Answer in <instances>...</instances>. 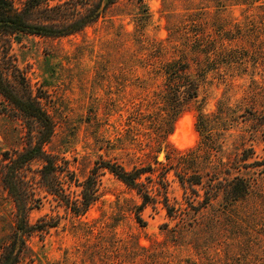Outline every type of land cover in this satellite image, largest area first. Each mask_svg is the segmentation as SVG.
Masks as SVG:
<instances>
[{"label":"rangeland","instance_id":"374dc122","mask_svg":"<svg viewBox=\"0 0 264 264\" xmlns=\"http://www.w3.org/2000/svg\"><path fill=\"white\" fill-rule=\"evenodd\" d=\"M11 1L20 8L26 0ZM261 33L264 0H118L79 33L15 38L20 75L46 97L55 127L43 150L63 169L68 197L79 200L91 170L110 162L147 169L141 180L149 193L165 192L175 210L169 217L161 204L146 205L138 225L139 196L100 169L96 200L75 217L46 191L42 164L32 161L21 170L33 199L28 221L57 226L28 239L20 264H264ZM176 61L188 65L197 98L169 122L163 68ZM36 135L34 124L8 113L0 99V256L15 229L1 182L3 153L21 151ZM189 151L188 173L202 183L182 188L168 167ZM237 176L249 190L229 202L226 189ZM208 189L216 194L202 204Z\"/></svg>","mask_w":264,"mask_h":264},{"label":"trees","instance_id":"16d2710c","mask_svg":"<svg viewBox=\"0 0 264 264\" xmlns=\"http://www.w3.org/2000/svg\"><path fill=\"white\" fill-rule=\"evenodd\" d=\"M52 0H26L23 5L15 7L11 0H0V99L5 110L15 114L26 123H32L37 128L35 142L28 144L21 151L3 153L1 167V182L15 208V229L8 244L3 248L0 264H20L21 255L28 249L27 241L33 234H45L50 228H55L57 222L53 219H40L35 224L28 221V213L32 209L30 187L24 180L21 170L32 161L41 162L39 176L43 187L54 195L64 207L75 217L84 215L89 206L97 198V173L106 170L122 184L136 192L141 199L137 207L135 221L144 226L139 213L146 205L161 204L169 217L173 216L174 208L170 206L166 193H149L141 178L149 172L145 168H135L127 171L116 163H98L90 175L81 184L79 200H71L64 192L62 185L64 171L57 164V158L46 153L43 146L53 135L55 124L44 107L46 97L33 92L25 82L15 65L11 54L13 40L20 35L42 38H63L79 33L93 24L103 12L118 0H71L62 4L50 6ZM141 2V0H138ZM264 36V33H261ZM188 65L181 62H170L163 68L165 86L170 88L169 122L179 116L188 102L197 98V83L187 75ZM204 116H198V130L206 131ZM172 131V130H171ZM165 132L167 135L171 133ZM170 158L167 156L166 160ZM193 162L192 152L178 156L176 163H169V169L182 188L202 183L197 174H189ZM193 190V189H191ZM249 190V182L241 177H234L227 186L229 202L244 198ZM159 192V191H158ZM216 191L205 192L202 204H207Z\"/></svg>","mask_w":264,"mask_h":264},{"label":"bare ground","instance_id":"6f19581e","mask_svg":"<svg viewBox=\"0 0 264 264\" xmlns=\"http://www.w3.org/2000/svg\"><path fill=\"white\" fill-rule=\"evenodd\" d=\"M179 140H181V139H179ZM181 142V141H180ZM182 142H183V140H182ZM188 144V143H187Z\"/></svg>","mask_w":264,"mask_h":264}]
</instances>
